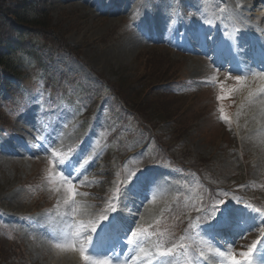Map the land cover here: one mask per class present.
<instances>
[{
  "label": "rangeland",
  "instance_id": "1",
  "mask_svg": "<svg viewBox=\"0 0 264 264\" xmlns=\"http://www.w3.org/2000/svg\"><path fill=\"white\" fill-rule=\"evenodd\" d=\"M32 1L78 56L35 30L18 34L0 15V45L20 37L9 58L16 71L3 65L16 75L11 84L0 76V264H127V239L119 240L169 216L177 224L168 246L178 254L142 233L140 263L231 264L221 253L258 243L255 264H264V91L245 106L244 84L229 79L246 80L245 64L219 49L227 13L256 18L264 0ZM253 35L238 26L247 63L264 73ZM221 84L237 90L219 100ZM180 86L191 94L172 93ZM61 173L76 186L74 201ZM124 213L131 225L107 242L117 245L88 249L89 262L67 246L81 224L72 242ZM229 228L242 234L223 243ZM54 229L62 236L49 243Z\"/></svg>",
  "mask_w": 264,
  "mask_h": 264
},
{
  "label": "trees",
  "instance_id": "2",
  "mask_svg": "<svg viewBox=\"0 0 264 264\" xmlns=\"http://www.w3.org/2000/svg\"><path fill=\"white\" fill-rule=\"evenodd\" d=\"M0 15L1 17H6L9 19L7 23L19 33L24 31H37L39 35L44 39L54 37L59 46L77 54L61 36H59L54 29V26L50 23V17L47 10L35 7L32 0H14L13 2H8V0H0ZM20 37L11 38L10 46L7 48L4 45H0V77L1 82L5 84H11V78L16 75L15 72H7V68L3 65L6 64L7 67L12 68L14 71L12 63L9 61L11 53H13V46L19 45ZM49 40V39H48ZM7 50L6 53L2 52Z\"/></svg>",
  "mask_w": 264,
  "mask_h": 264
},
{
  "label": "bare ground",
  "instance_id": "3",
  "mask_svg": "<svg viewBox=\"0 0 264 264\" xmlns=\"http://www.w3.org/2000/svg\"><path fill=\"white\" fill-rule=\"evenodd\" d=\"M233 11H234L233 17H231V15H230V18H229L231 26L229 27V32L224 35L225 38H224L223 42L221 43V47H222L225 55H230L231 57L234 58L235 61H238V63H240L239 60L241 59V63L245 64L244 66L246 67L248 76L245 80V83H243L244 87H242V89H241V101H244L243 104L245 106H251V104L253 103V100L259 95L260 91L262 89L264 91V75H263L264 73H262L260 71V69L253 67L251 62L247 63L248 61L246 60L244 54L240 50V46L237 42V39H238L237 29H238V26L241 27L242 29H244L245 31L252 28L253 32L258 35V36L253 35V36H250L249 38L247 37L246 39L248 41H251L253 43V45L256 46V51H254V54L258 56L257 60L264 62V53H262V49H264V45L260 41L261 38H262V40H264V38L262 37L264 29L263 30L261 29V28H264V13L262 12V14L261 13L258 14V16L256 18H253V17L251 18L249 15V12H247V13H245L247 18H242L235 11L234 8H233ZM212 13H213V16H212V19H213L214 12H212ZM254 22H255V27L252 25V23H254ZM258 32H260V35H262V36H260ZM239 35L242 36V34H239ZM259 49H261V52L257 51ZM260 95H262V93H260ZM243 112H244V110H243ZM259 120L261 122V119H259ZM259 135H260V133H259ZM55 243H57V242H55ZM130 256H133L132 253L130 254Z\"/></svg>",
  "mask_w": 264,
  "mask_h": 264
},
{
  "label": "snow or ice",
  "instance_id": "4",
  "mask_svg": "<svg viewBox=\"0 0 264 264\" xmlns=\"http://www.w3.org/2000/svg\"><path fill=\"white\" fill-rule=\"evenodd\" d=\"M238 76H235V77H232V76H229V79H235L236 83L238 85H242L245 81V77L244 76H239L240 78H237ZM220 88H221V95L218 97L219 100H224V99H227L231 96V94L233 92H235L237 89L236 87H232V88H228L225 84H221L220 85ZM221 111H223V109H221ZM224 119H227V117L225 116ZM63 163V161H61ZM61 177H62V181H63V184L65 185L66 187V190L67 192L70 194V198L74 201L75 200V197L77 195V191H76V186L75 184L71 181L70 178L66 177L63 173H61ZM225 201H221L219 203V205L217 206V208L222 205ZM110 207H114L112 205H110ZM217 208L213 210V217L216 215V212H217ZM78 209L74 208L73 209V212L75 213ZM85 226L83 224L80 225V227H78L76 229V233L75 235L77 237H79L80 235V230L81 228H84ZM91 231H95L96 230V226L95 224H92L91 226ZM144 229H141L139 227H137V229L135 231H132L131 232V238L128 240L129 243H132L137 237L141 236L142 233H144ZM68 247H71L73 250H78L80 252V255L82 257V259L85 261V262H89L90 261V257L87 255V249L83 246V244H81V246L79 248H77V245H76V242L75 240L70 244V245H67ZM256 243H253L248 251L246 252H242L241 255L245 258V262L246 264H251V261H250V257L253 255V252L256 248ZM57 247H61V245H57ZM222 256H227V258L230 260L231 264H242V261L238 260L235 256V254H232V253H221ZM91 264H112V261L110 259H104V260H92L91 261Z\"/></svg>",
  "mask_w": 264,
  "mask_h": 264
},
{
  "label": "clouds",
  "instance_id": "5",
  "mask_svg": "<svg viewBox=\"0 0 264 264\" xmlns=\"http://www.w3.org/2000/svg\"><path fill=\"white\" fill-rule=\"evenodd\" d=\"M237 78H240L239 76Z\"/></svg>",
  "mask_w": 264,
  "mask_h": 264
}]
</instances>
